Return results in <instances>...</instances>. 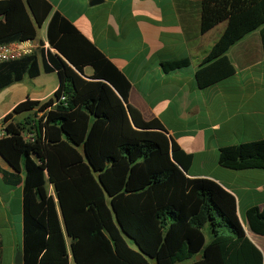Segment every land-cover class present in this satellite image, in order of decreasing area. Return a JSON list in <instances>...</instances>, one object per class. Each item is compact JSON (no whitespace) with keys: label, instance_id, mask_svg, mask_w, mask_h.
<instances>
[{"label":"trees","instance_id":"trees-1","mask_svg":"<svg viewBox=\"0 0 264 264\" xmlns=\"http://www.w3.org/2000/svg\"><path fill=\"white\" fill-rule=\"evenodd\" d=\"M200 18L201 33L227 22L195 73L200 88L234 75L227 52L252 32L264 54V0H202ZM43 25L54 52L42 51L41 69L58 87L1 120L0 155L12 170L0 167L2 183L22 185V264H263L235 197L188 173L193 155L128 103V80L101 51L47 0H0V44L34 40ZM39 74L35 55L0 64V89ZM218 163L264 170V140L221 148ZM244 217L264 237V209Z\"/></svg>","mask_w":264,"mask_h":264},{"label":"crops","instance_id":"crops-1","mask_svg":"<svg viewBox=\"0 0 264 264\" xmlns=\"http://www.w3.org/2000/svg\"><path fill=\"white\" fill-rule=\"evenodd\" d=\"M47 1L125 76L128 103L142 118L157 119L181 150L193 155L188 173L215 181L235 197L243 227L248 209H264V170H231L218 163L219 149L264 140V54L258 31L228 50L233 76L200 88L195 73L227 26L224 21L200 32L202 0H102L96 5L91 0ZM35 40L46 45L35 55L40 74L25 75L0 89L7 101L0 109V132L2 118L16 105L26 99L44 102L58 87L57 74L44 73L40 63L42 51L54 50L46 40ZM183 59L190 60L188 67L163 69ZM84 73L90 76L92 69L86 67ZM0 167L12 171L1 157ZM247 236L260 250L263 239ZM18 251L22 185L6 186L0 174V264H15Z\"/></svg>","mask_w":264,"mask_h":264},{"label":"built area","instance_id":"built-area-1","mask_svg":"<svg viewBox=\"0 0 264 264\" xmlns=\"http://www.w3.org/2000/svg\"><path fill=\"white\" fill-rule=\"evenodd\" d=\"M46 48V45L40 43V40H16L0 44V64L18 61L26 57L36 55L37 52ZM4 130L0 132V138L3 137Z\"/></svg>","mask_w":264,"mask_h":264},{"label":"rangeland","instance_id":"rangeland-1","mask_svg":"<svg viewBox=\"0 0 264 264\" xmlns=\"http://www.w3.org/2000/svg\"><path fill=\"white\" fill-rule=\"evenodd\" d=\"M38 38L39 39H42L43 41H45L46 40V25H43L40 29H39V31H38ZM53 77V76H52ZM52 79H54V78H52ZM5 95L3 94L2 96H0V109L2 108V107H4L5 106V104H6V102L7 101H5ZM29 115V114H28ZM27 116V113H26V115L25 114H22L21 116H18L17 118H16V122H20L23 118H25ZM244 229H245V231H247V232H249V230H248V227H247V225L246 224H244ZM247 235H249L250 237H252V235H251V233H247ZM254 236H256V235H254ZM257 237H259V236H257ZM261 239H263V241H262V243H261V245H260V251H261V253H262V255H263V258H264V237H260ZM207 240H208V238H207Z\"/></svg>","mask_w":264,"mask_h":264},{"label":"water","instance_id":"water-1","mask_svg":"<svg viewBox=\"0 0 264 264\" xmlns=\"http://www.w3.org/2000/svg\"><path fill=\"white\" fill-rule=\"evenodd\" d=\"M101 1L102 0H91L90 4L91 5H96V4L101 3ZM57 77H58V75H57ZM58 79H59V77H58ZM0 157H1V155H0ZM15 264H22V251H18L16 253V256H15Z\"/></svg>","mask_w":264,"mask_h":264}]
</instances>
